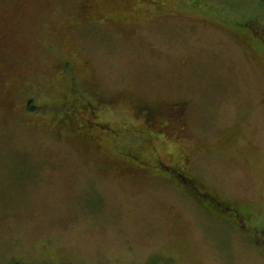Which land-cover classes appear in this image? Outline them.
I'll list each match as a JSON object with an SVG mask.
<instances>
[{
	"label": "rangeland",
	"instance_id": "374dc122",
	"mask_svg": "<svg viewBox=\"0 0 264 264\" xmlns=\"http://www.w3.org/2000/svg\"><path fill=\"white\" fill-rule=\"evenodd\" d=\"M78 1L0 0V264H264V247L183 190L150 171L117 175L123 164L110 158L134 148L131 134L76 146L43 104L67 86L59 59L84 88L118 95L117 114L94 116L112 127L130 118L132 96L182 102L188 134L165 132L157 153L186 158L211 191L264 222V58L224 31L261 15L264 0L100 8L117 17L109 25L75 22ZM38 96L43 113L27 111Z\"/></svg>",
	"mask_w": 264,
	"mask_h": 264
},
{
	"label": "flooded vegetation",
	"instance_id": "af4514ba",
	"mask_svg": "<svg viewBox=\"0 0 264 264\" xmlns=\"http://www.w3.org/2000/svg\"><path fill=\"white\" fill-rule=\"evenodd\" d=\"M182 1L183 3L186 2V0ZM169 2L170 0H102L100 3L96 0L93 2L91 0H79L76 4L77 11L73 13V16L76 20L75 22L92 23L98 19L95 22L109 25V23L115 24L117 17L111 15L102 17L99 15L100 8H109L116 12L121 9L129 12L133 11L132 8L136 5L154 6V9H158L163 6H168ZM189 5L192 6L189 7ZM189 5L188 7L192 10L194 7L200 9V3L198 4L194 0ZM263 13L264 11L259 16H255L252 13L246 16L244 20L235 21V24L239 25V28L226 27V30H224L228 31L229 35H232L240 44L246 43L247 45V41H250L251 48L260 57L262 56L257 47L254 46V42L264 41ZM125 27L127 29L128 26ZM122 29L125 28L122 27ZM51 46L53 47L52 44ZM0 59H5V50H0ZM54 68L58 70V73L63 74L67 78V86L62 89L61 98L59 100L57 99V102L49 103V105L41 101L39 96L35 97L36 108L41 109V102L45 104L44 106L48 107L47 110L49 112L47 113H50L49 108H53L54 113L52 115L56 117L55 120L57 121L53 127L67 126L70 118L72 119L74 116L75 123L87 133V140L97 141V139H100V136L96 134L98 132H95L94 128L99 124V121L93 119L95 110H99V107H105L111 112L117 113L120 109L117 106H119L121 100L114 93L106 94V97L102 96L99 99L100 96L98 93L78 84L77 76H71L72 66L67 59L56 60ZM128 99L131 107L129 110L126 109V112L130 118L126 120L121 119L115 127L110 128L112 130L106 132H101L104 126L103 123L99 127L100 133L108 137L113 135L111 133L113 131L117 135V140L122 138L123 135L128 134H131L134 139H137V143L133 149L121 154L123 156L117 155L118 159H111L109 161V164H115L116 162L123 164L118 166L117 175L133 177L150 171L153 175L159 177L160 180L164 179L169 184L176 186L178 190H183L186 193L185 195L195 203V206L200 208L207 216L218 222L222 221L232 225L234 224L236 229L245 233L248 237L247 233L252 232V228L244 221L247 210L230 204L211 191L208 183L204 180L202 183L201 178H198L191 168H189L186 158L182 157L181 159L173 160L172 163H167L155 149L156 142L159 139L165 143L169 142L167 137L164 136L165 132L173 134L176 137H181L185 133L188 134L186 119L182 118L183 109H186L185 105L178 101L172 102V100L164 105H156V101L154 100L149 104L146 101L138 102L136 101L137 99ZM126 100L124 101L126 102ZM96 104L98 106L104 104V106L98 107ZM114 107H116V110ZM39 110L35 111V113H43ZM57 110H61L63 113L57 116L55 115L59 114ZM46 120L47 122L45 120L43 122L49 124V120L47 118ZM71 121L74 122L73 119ZM62 131L66 132V128L62 129ZM262 225L264 226V222Z\"/></svg>",
	"mask_w": 264,
	"mask_h": 264
},
{
	"label": "trees",
	"instance_id": "16d2710c",
	"mask_svg": "<svg viewBox=\"0 0 264 264\" xmlns=\"http://www.w3.org/2000/svg\"><path fill=\"white\" fill-rule=\"evenodd\" d=\"M254 46H256L257 47V49H263V53L261 52V51H259V53L261 54V56L264 58V41L262 42V41H255L254 42ZM255 48V47H254ZM75 73H74V71H72L71 70V76H73ZM99 94V96H100V98L99 99H101L102 98V96H104V97H106V92H103V91H100V93H98ZM128 95L129 96H132L130 93H128ZM132 100H135V99H137L136 101H138V102H144V101H146L147 103H151V100L150 99H146V98H144V97H130ZM31 101H34L33 99H31V100H29L28 102L29 103H27L26 102V105H25V107H26V110L27 111H29V112H35V111H38L39 109L38 108H35V104L34 105H32L33 103L31 102ZM168 101H162V102H160V101H156L155 102V104L156 105H164V104H166ZM97 106H98V104H96ZM99 106H104V104L102 105H99ZM98 106V107H99ZM115 108V110H116V107H114ZM117 108H122V107H120V105L119 106H117ZM99 109H100V112H96L95 113V117H98L99 119H100V114L102 115L103 113H104V111H105V107H99ZM41 110V109H40ZM118 110V109H117ZM115 114H117V113H115ZM108 118V117H107ZM93 119H94V117H93ZM99 119H97V121H99V124L97 125V126H95L94 128H95V132L97 131L98 133H96V134H98L99 136H100V139H97V141H88L87 139L88 138H86V136H87V133H85V131L80 127V126H78L76 123H75V121L74 122H72L71 120V118H70V121H69V123L67 124V128H68V130L70 131V133L72 134V136L73 137H76V146L77 145H88V144H93V142H94V145L96 146V147H100L101 146V144H103V145H106V144H108V142L110 143V144H113V141L112 140H116V142L118 141L117 140V135L115 134V133H113V131L111 132L113 135H111V137H108V136H106V135H103L102 133H100V128L99 127H101V125H102V123L104 124V126H103V128L101 129V132H106V131H108V130H112V129H110V128H112V125L110 124V122H109V119H103V120H99ZM131 125V124H130ZM107 127H109V128H107ZM93 128V129H94ZM69 133V136H71V134ZM147 145V144H146ZM128 146V145H127ZM130 149H128L127 147H123V148H119V149H116V147L114 148V150H113V153L116 155L115 157H113V159H118L117 158V155H121V154H123L124 152H127V151H129ZM99 159H101L100 158V156H99ZM110 160H111V158H110ZM252 217H253V214L252 213H250L249 211H247L246 212V218L244 219V221L247 223V225H249V227H251L252 228V232H250V233H247V235H248V237L245 235V233H243V232H241L240 230H239V232L241 233V235L243 236V238L245 239V240H247L246 242H248V243H250V244H252V243H254L255 245H256V247L259 249V250H261V248L262 247H264V231H263V225H262V223H263V221L262 220H260L259 219V222H253V220H252ZM208 218H210L209 216H208ZM230 224V223H229ZM232 225V224H231ZM232 226H234V224L232 225ZM263 233V234H262ZM252 237H254V238H252ZM261 252V251H260ZM262 253V252H261Z\"/></svg>",
	"mask_w": 264,
	"mask_h": 264
}]
</instances>
